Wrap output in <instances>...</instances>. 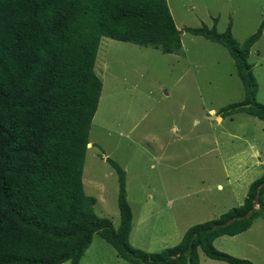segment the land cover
Instances as JSON below:
<instances>
[{
  "label": "trees",
  "instance_id": "16d2710c",
  "mask_svg": "<svg viewBox=\"0 0 264 264\" xmlns=\"http://www.w3.org/2000/svg\"><path fill=\"white\" fill-rule=\"evenodd\" d=\"M264 20L243 42L229 25L187 27L222 45L233 61L243 99L218 110L264 120L247 56ZM180 31L166 0H0V264H78L98 234L128 264H197L211 259L253 264L217 250L212 240L234 235L262 214L264 170L242 203L185 229L179 242L145 252L127 241L131 213L124 170L105 157L117 179L116 227L93 211L82 185L88 129L101 82L94 61L101 37L179 53Z\"/></svg>",
  "mask_w": 264,
  "mask_h": 264
},
{
  "label": "rangeland",
  "instance_id": "374dc122",
  "mask_svg": "<svg viewBox=\"0 0 264 264\" xmlns=\"http://www.w3.org/2000/svg\"><path fill=\"white\" fill-rule=\"evenodd\" d=\"M166 4L180 31L179 53L108 37L99 40L94 72L101 91L81 176L84 192L95 198L94 213L116 227L117 179L105 157L125 171L133 223L128 242L147 252L176 245L189 226L241 204L264 164V120L243 112L217 114L220 107L244 97L231 57L222 45L186 31L204 24L221 32L229 25L241 43L264 20V0ZM247 61L256 81L254 99L264 104V23ZM249 142L261 153L258 162L247 158ZM261 212L250 233L222 237L213 246L238 258L246 253L253 264H264V206ZM247 243L257 248H247ZM197 257V264H228L207 258L199 248ZM80 264L127 262L93 233Z\"/></svg>",
  "mask_w": 264,
  "mask_h": 264
},
{
  "label": "crops",
  "instance_id": "0c3cea01",
  "mask_svg": "<svg viewBox=\"0 0 264 264\" xmlns=\"http://www.w3.org/2000/svg\"><path fill=\"white\" fill-rule=\"evenodd\" d=\"M94 68V67H93ZM100 96V95H99ZM95 112H96V110H95ZM95 112H94V115H95ZM93 115V116H94ZM211 117H213L215 120H216V122L218 121H220V120H217L216 119V117H218V116H216L215 114L214 115H212ZM93 118V117H92ZM219 119H220V117H219ZM91 121H92V119H91ZM91 123V122H90ZM88 145H90V141L88 140ZM247 147H248V149L250 150L249 151V153H248V155H247V158H254V159H257V162L259 161V159H260V155H261V153H260V151L257 149V146H255L253 143H251L250 144V142L247 144ZM236 162L237 161H239V158L238 157H236ZM261 166H263V168H262V170H264V164H262ZM244 167H245V165H244ZM246 168V167H245ZM262 173V172H261ZM124 181H125V184H126V174H125V171H124ZM126 189V188H125ZM246 193V192H245ZM244 196H245V194H244ZM243 196V197H244ZM243 200V199H242ZM242 202V201H241ZM263 205H264V197H263ZM131 220H132V214H131V218H130V228H129V231H128V233H127V241H129L128 240V238H129V233H130V231H131V229H132V227H133V223L131 224ZM253 220H255V219H253ZM253 220H252V222H251V224L249 225V227L248 228H246L244 231H242V232H240V233H237V234H234V235H226V234H224V235H220V236H217V237H215L213 240H212V245H213V243H215V241H217L218 239H220V238H222V237H226V238H228V239H232V238H234L236 235H241V234H244V233H247V232H251V229H253L252 227H253V225H254V222H253ZM180 240V239H179ZM91 242V241H90ZM129 243V242H128ZM178 243V242H177ZM133 247V246H132ZM246 247L247 248H252V249H255V248H257L255 245H253V244H251V243H247L246 244ZM135 248V247H134ZM166 248V247H165ZM137 249H139V248H137ZM164 249V248H163ZM198 249V248H197ZM162 250V249H161ZM86 251V250H85ZM85 251H84V253H85ZM144 251V250H143ZM160 251V250H159ZM145 252H147V251H145ZM83 253V254H84ZM119 257V256H118ZM239 257H241L242 259H247V260H249V261H253L254 260V258L253 257H251V255H248V254H242V255H240ZM82 258H83V255L80 257V259H79V261H78V264H80V261H82ZM208 258V257H207ZM238 258V257H237ZM209 259H211V258H209ZM213 260H216V259H213ZM219 261H222V260H219ZM225 262V261H224ZM198 263V262H197ZM227 263V262H226ZM61 264H63V263H61ZM128 264V263H127ZM229 264V263H228Z\"/></svg>",
  "mask_w": 264,
  "mask_h": 264
}]
</instances>
